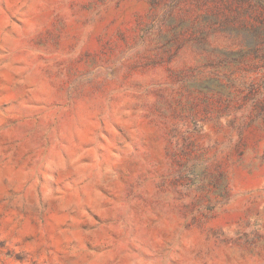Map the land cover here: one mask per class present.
I'll use <instances>...</instances> for the list:
<instances>
[{
  "label": "rangeland",
  "instance_id": "rangeland-1",
  "mask_svg": "<svg viewBox=\"0 0 264 264\" xmlns=\"http://www.w3.org/2000/svg\"><path fill=\"white\" fill-rule=\"evenodd\" d=\"M0 264H264V0H0Z\"/></svg>",
  "mask_w": 264,
  "mask_h": 264
}]
</instances>
